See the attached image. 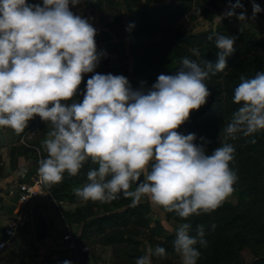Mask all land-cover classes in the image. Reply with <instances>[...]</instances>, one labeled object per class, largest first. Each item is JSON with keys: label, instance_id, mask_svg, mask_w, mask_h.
<instances>
[{"label": "clouds", "instance_id": "1", "mask_svg": "<svg viewBox=\"0 0 264 264\" xmlns=\"http://www.w3.org/2000/svg\"><path fill=\"white\" fill-rule=\"evenodd\" d=\"M80 2L0 0V129L19 135L39 117L49 128L42 141L47 156L38 166L45 186L89 166L87 183L73 189L77 197L102 204L123 197L132 208L146 198L154 209L175 214L186 222L174 229L173 251L181 264H198L199 249L208 241L205 226L193 228L191 218L210 215L235 191L231 141L255 144L264 132V71L240 76L232 98L238 107L221 127L220 146L209 154L206 137L198 144L195 133L179 129L206 105V81L228 68L235 37L213 29L207 39L219 50L215 62L182 57L173 74H159L150 88L146 81L134 88L124 75L96 71L105 53L98 48L97 29L72 11ZM252 6L253 16L262 11L254 0ZM243 7L241 0H229L220 21ZM168 257L164 247L149 245L135 264Z\"/></svg>", "mask_w": 264, "mask_h": 264}, {"label": "trees", "instance_id": "2", "mask_svg": "<svg viewBox=\"0 0 264 264\" xmlns=\"http://www.w3.org/2000/svg\"><path fill=\"white\" fill-rule=\"evenodd\" d=\"M162 0H97L95 7L100 13V22L103 29L97 30V40L107 41L108 35H113L116 42H108L102 48L105 53L98 66L97 72L126 76L134 88L140 87L141 81H146L147 87L156 81L159 74H173L181 67V58L188 57L197 62L203 60L215 62L217 52L214 41L207 39L211 32L199 34H186L180 28V22L191 16L194 10L209 23H215L226 31H232L239 13L246 11V7L253 0H241L243 8L236 9L237 16L225 17L220 21L226 11L230 10L229 0L226 2V10H223L215 0H171L161 5ZM264 7V0H254ZM232 4L236 0H231ZM143 4V5H142ZM121 7L127 11L128 22ZM218 19V20H217ZM130 24L134 27L127 30L128 40L125 42L123 29ZM102 35L103 37H99ZM101 40V41H102ZM235 52L227 58L228 68L223 73H218L206 81L210 97L206 105L198 111L191 113L190 119L179 129L183 134L195 133L196 143H200L199 137H206L207 151L210 154L213 149L220 146L219 134L221 127L227 122L231 113L238 107L232 101L234 88L240 82V76H254L258 71H264V37L257 36L250 30H241L235 41ZM194 53H199L195 55ZM109 55L131 56L133 69L126 63H121L117 68L111 66ZM102 67V68H99ZM153 67H157L155 73L147 74ZM84 77L81 91L86 87L87 79ZM82 96L79 99L82 100ZM40 129L47 135L49 128L40 120ZM34 124H32L33 126ZM30 126V129L33 127ZM28 130V129H26ZM26 132V131H25ZM24 132V133H25ZM255 144L248 143L240 138L233 143L235 162L230 166L236 171L238 181L234 185L233 197L236 203L226 201L218 210L210 215L192 217L193 228L197 224L205 226L208 246L200 248L201 257L198 264H264V132L258 133ZM23 157L39 163V156L45 158L47 153L43 148L40 155L35 149L24 146L19 147ZM16 148L12 150V156L16 154ZM89 166H85L76 177L65 174L63 181L51 188L45 186V190L56 200L59 212L67 224L78 225L81 231L75 238L77 246L86 247L87 242L93 238L100 241L103 246H119L123 244L137 245L135 237L140 231L149 232V243L164 247L169 253L166 260H155L154 264H174L170 256L174 254L172 240L174 235L168 236L164 242L157 244L156 237L165 234V228L161 223L152 228V220L149 217L151 207L149 202H141L135 208L130 207V201L120 199L102 204L99 202L83 201L77 197L73 189L82 187L87 183L86 173ZM78 206L73 213L65 210V203ZM80 204H83L79 206ZM167 219H174L177 223H183L173 213H166ZM216 225L212 230L211 225ZM39 237L48 236V228L44 222H40ZM199 247V246H198ZM141 255L138 254L140 257ZM137 259V258H136Z\"/></svg>", "mask_w": 264, "mask_h": 264}, {"label": "rangeland", "instance_id": "3", "mask_svg": "<svg viewBox=\"0 0 264 264\" xmlns=\"http://www.w3.org/2000/svg\"><path fill=\"white\" fill-rule=\"evenodd\" d=\"M117 3H121V0H115ZM171 0H162L160 2L161 5L169 3ZM218 5L226 10V2L227 0H215ZM97 0H81L79 5L72 8V11L77 15H81L85 18L89 19V22L93 24V26L97 30L103 29V26L100 22V13L96 9L95 4ZM29 3H42V0H29ZM257 3V2H255ZM258 4V3H257ZM143 5V4H142ZM253 2H251L246 7V19H238L235 21V27L232 31H226L217 26V21L215 23H209L204 18H202L196 10H194L191 16L184 18L180 22V28L186 34L194 33H207L211 32L215 29L217 32L226 35L235 37L241 30H250L255 33L257 36L264 37V7L260 5L262 11L260 13L255 14L253 16ZM122 13L125 16L124 21L128 22V13L124 7H121ZM218 20V19H217ZM124 40L127 41V30L126 24L123 29ZM99 37H103L99 35ZM97 40L96 42L98 48L102 50L104 46L107 45L108 42H116L117 39L113 35L107 36V41ZM109 59L111 61V66L117 68L121 63H126L130 68V71L133 69V59L130 55L128 57H124L121 55H109ZM100 64L99 66H101ZM102 68V67H99ZM157 67H153L152 70L148 71L147 74L155 73ZM39 120L38 117L34 118L29 122V125L25 128V130L21 134H16L11 129H0L6 133L5 139L0 138V199L3 200L1 196L2 193L6 190V183L12 180V176L19 171V169L23 168L24 165L29 166H38V162L34 163L33 160L26 159L22 156L20 146L22 145L21 139L26 129H30V126L34 124L32 127L35 128V135L31 137V139L26 140L28 144H31L32 147H36L38 152H41L40 149L42 147V141L47 137L44 135L43 131L40 129V122L35 121ZM32 130V129H31ZM1 135V133H0ZM16 148V154L14 157L12 156V150ZM34 149V148H31ZM41 154V153H40ZM41 156V155H40ZM22 170V169H21ZM36 172V171H35ZM16 175L20 176L17 172ZM12 188V187H11ZM10 188V189H11ZM0 200V206L2 205ZM228 201L236 203V198L231 196L228 198ZM37 202H41L44 207L41 205H35L33 222L29 224L27 230L20 232L13 239L10 247L4 252V260L3 264H63V261L69 260L72 264H135L136 258L138 254L143 255L147 246L151 245L149 243L148 236L150 235L147 230L140 231L139 236L135 237V241L138 244H123L119 246H103L100 244V241L96 238H93L87 242L85 251L82 250L83 247L79 246L77 249V255H71L70 251L64 246L61 245L59 249H54L53 241L57 239L60 241L65 235L69 232L72 233L74 239L76 235L78 237L81 227L78 225H70L67 224L64 220L63 216L59 212V206L56 200L51 196L48 199L42 197H36L34 201L29 205L30 207L36 204ZM142 202H148L145 198ZM16 203V198L11 196L9 198V205L6 209L3 210L5 215L7 213L11 214L14 204ZM150 204V203H149ZM83 204H80L81 206ZM65 210L67 212L73 213L75 209L78 207L76 205H72L68 202L65 203ZM109 207H112V204L109 203ZM151 213L150 218L152 220V228L156 227L158 223H161L165 228V234L161 237H156L155 242L157 244L164 242L168 236L174 235V229L179 226L174 219H167L166 213H162V211H158L154 209L151 205ZM1 211V207H0ZM14 216L12 218L15 219ZM44 220L47 228H48V236L47 237H39L37 235L38 230L41 229L40 222ZM2 237V228H0V238ZM59 243V242H58ZM155 247L157 245H151ZM76 258H78L76 260ZM170 259L174 262V264H181V260L178 255L175 253L170 256Z\"/></svg>", "mask_w": 264, "mask_h": 264}, {"label": "built area", "instance_id": "4", "mask_svg": "<svg viewBox=\"0 0 264 264\" xmlns=\"http://www.w3.org/2000/svg\"><path fill=\"white\" fill-rule=\"evenodd\" d=\"M34 135L35 128L27 130L23 134L20 143L24 147L34 148L38 151L36 147H32L31 144L26 142V140L31 139ZM38 153L40 155V152ZM41 159V156H39V160ZM38 166H30L25 171L20 172V178L11 190V196L16 198V203L14 204L13 209V214L16 218L8 221L2 228V237L0 238V264H3L4 252L10 247L13 239L20 232L27 230L29 224L33 221L34 209L29 205L36 197H42L45 199L51 197V195L45 190L44 183L39 177ZM53 243L55 250L59 249L61 245H64L70 251L71 255H77V244L71 232L65 235L60 241L54 239ZM82 250L85 251V248H82ZM77 259L78 258H76V260Z\"/></svg>", "mask_w": 264, "mask_h": 264}, {"label": "crops", "instance_id": "5", "mask_svg": "<svg viewBox=\"0 0 264 264\" xmlns=\"http://www.w3.org/2000/svg\"><path fill=\"white\" fill-rule=\"evenodd\" d=\"M0 133H1L0 138L3 137L2 139H5L6 133L4 131H2V130H1ZM29 167H30L29 165H24L23 168H21L22 170L19 169V171H16V173L18 172L19 175H20V172L25 171ZM16 173L12 176V180L10 181V184H8L9 182L6 183V187L7 188H6L5 192L1 194V196L3 197V200H1L2 198L0 199L1 203H2V205L0 206L1 207V211H0V228H3L5 226V224L8 221L12 220V218L14 217L13 210H12L11 214L7 213V216L5 215L4 210L6 209V207H8L7 205H9V198L11 197V190L13 189V187L16 185V182L20 178V176L16 175ZM35 205H41V207H44V205L41 202H37L36 204H34L31 207L33 209H35V207H36ZM3 207H4V210H3Z\"/></svg>", "mask_w": 264, "mask_h": 264}]
</instances>
